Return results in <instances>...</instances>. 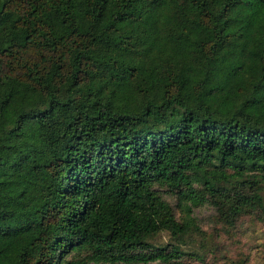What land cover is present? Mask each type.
<instances>
[{
    "label": "trees",
    "instance_id": "trees-1",
    "mask_svg": "<svg viewBox=\"0 0 264 264\" xmlns=\"http://www.w3.org/2000/svg\"><path fill=\"white\" fill-rule=\"evenodd\" d=\"M263 195L264 0H0V264H264Z\"/></svg>",
    "mask_w": 264,
    "mask_h": 264
},
{
    "label": "rangeland",
    "instance_id": "rangeland-1",
    "mask_svg": "<svg viewBox=\"0 0 264 264\" xmlns=\"http://www.w3.org/2000/svg\"><path fill=\"white\" fill-rule=\"evenodd\" d=\"M264 196V195H263ZM194 215L198 219L200 225L204 228L209 230L210 227V217L212 215V211L207 208H200L194 211ZM244 236L247 237L248 239H256V238H261V231L259 227H250L247 232L244 233ZM246 240L241 239V243L243 246H246ZM232 256H235V250L232 249ZM254 252V251H253ZM255 254V252H254ZM193 264H200L198 262H195Z\"/></svg>",
    "mask_w": 264,
    "mask_h": 264
}]
</instances>
